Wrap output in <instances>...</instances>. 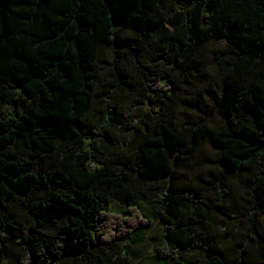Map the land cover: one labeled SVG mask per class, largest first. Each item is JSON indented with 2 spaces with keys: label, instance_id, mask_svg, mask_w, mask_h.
<instances>
[{
  "label": "trees",
  "instance_id": "obj_1",
  "mask_svg": "<svg viewBox=\"0 0 264 264\" xmlns=\"http://www.w3.org/2000/svg\"><path fill=\"white\" fill-rule=\"evenodd\" d=\"M156 222L157 264H264V0H0V264H137Z\"/></svg>",
  "mask_w": 264,
  "mask_h": 264
},
{
  "label": "rangeland",
  "instance_id": "obj_2",
  "mask_svg": "<svg viewBox=\"0 0 264 264\" xmlns=\"http://www.w3.org/2000/svg\"><path fill=\"white\" fill-rule=\"evenodd\" d=\"M190 103L196 104L201 110L206 111H209L212 107L211 102L201 92L194 93L190 98ZM182 115L183 119L195 118V113L190 112L187 109L182 110ZM202 148V151L198 154L200 160H205L207 157L213 158V154L207 144H204ZM232 181V203L229 205V209L238 211L243 206V194L246 189L247 180L246 178H243L242 180L235 178ZM154 205L155 204L149 202V199H144L141 208L146 216L153 218L154 215L157 214V212H155L157 208ZM120 208L113 206V209L115 210H121ZM162 241V229L157 222L154 223L151 228L136 235L134 239L131 240L129 248L133 252L134 256L137 257V264H157L155 249L162 244ZM188 258L195 259L194 257Z\"/></svg>",
  "mask_w": 264,
  "mask_h": 264
}]
</instances>
